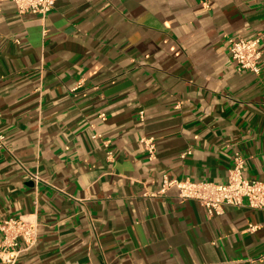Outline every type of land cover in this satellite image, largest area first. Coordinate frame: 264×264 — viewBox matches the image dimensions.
Here are the masks:
<instances>
[{"label": "crops", "instance_id": "crops-1", "mask_svg": "<svg viewBox=\"0 0 264 264\" xmlns=\"http://www.w3.org/2000/svg\"><path fill=\"white\" fill-rule=\"evenodd\" d=\"M258 34L264 0L0 2V220L38 224L17 264H264V210L153 195L225 183L234 149L264 182V37L259 74L228 43Z\"/></svg>", "mask_w": 264, "mask_h": 264}, {"label": "built area", "instance_id": "built-area-1", "mask_svg": "<svg viewBox=\"0 0 264 264\" xmlns=\"http://www.w3.org/2000/svg\"><path fill=\"white\" fill-rule=\"evenodd\" d=\"M2 1H12L20 14H37L42 19H45L56 4V0H0V2ZM204 5L210 7L209 1H206ZM263 37L264 34H258L253 38L229 37V51L237 71H250L255 74L261 72L260 59L263 53L261 48ZM139 115L142 120L145 119L144 110H141ZM100 117L105 119V114L101 113ZM99 136L96 134L92 137L97 138ZM140 141L144 145L149 159L154 160L156 158L155 137L143 136ZM0 148L11 153L4 134H0ZM244 166V155L241 151L234 149L233 164L229 169L225 183L192 181L189 178L179 179L164 174L160 190L153 195L163 194L168 189L175 187L182 200L192 199L198 201L208 217L222 214L225 205L246 206L252 209L264 210V182L245 178L243 175ZM27 173L35 183L41 181L38 171L30 172L27 170ZM255 228L256 226L250 225L251 230ZM0 233L1 263L17 264L20 254L31 249L37 243L38 224L22 215L16 218H4L0 220ZM258 260L264 263V253Z\"/></svg>", "mask_w": 264, "mask_h": 264}]
</instances>
